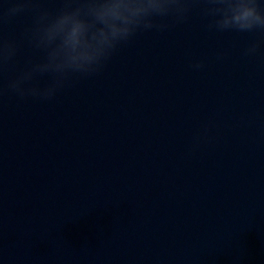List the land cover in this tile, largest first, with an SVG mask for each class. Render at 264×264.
<instances>
[{
  "label": "water",
  "instance_id": "water-1",
  "mask_svg": "<svg viewBox=\"0 0 264 264\" xmlns=\"http://www.w3.org/2000/svg\"><path fill=\"white\" fill-rule=\"evenodd\" d=\"M32 20L3 26L4 83L42 55ZM206 23L138 33L51 100L0 97V264H264V48Z\"/></svg>",
  "mask_w": 264,
  "mask_h": 264
},
{
  "label": "clouds",
  "instance_id": "clouds-1",
  "mask_svg": "<svg viewBox=\"0 0 264 264\" xmlns=\"http://www.w3.org/2000/svg\"><path fill=\"white\" fill-rule=\"evenodd\" d=\"M42 0H0V97L11 92L21 99L51 100L76 81L97 75L122 45L141 32H163L188 21L197 11L210 32L257 33L243 52L256 56L264 48V0H60L55 11L41 7ZM33 13L30 26L21 34L42 55L27 59L14 78L3 82L12 70L20 41L3 35L4 24L25 13ZM223 53H217L222 59ZM194 70L203 61L191 64ZM48 82L41 86V78ZM211 122L194 137L209 139Z\"/></svg>",
  "mask_w": 264,
  "mask_h": 264
}]
</instances>
